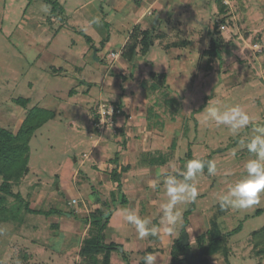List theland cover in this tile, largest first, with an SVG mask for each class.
Instances as JSON below:
<instances>
[{"label": "rangeland", "instance_id": "1", "mask_svg": "<svg viewBox=\"0 0 264 264\" xmlns=\"http://www.w3.org/2000/svg\"><path fill=\"white\" fill-rule=\"evenodd\" d=\"M78 1L0 0V128L17 133L32 107L55 114L31 139L29 174L11 188L31 207L52 210L53 214L28 215L23 209V223H16L21 220L19 214L15 222L0 225V264H74L72 257L65 256L66 243L58 233L60 229H53L52 225L60 219L58 211L70 210L75 202L83 205V200H100L88 191V184L81 177L75 181L81 196L72 181L65 179L77 168H83L84 155L93 149L88 132L95 129L92 117L96 104L116 103L121 96L144 110L138 118L142 140L153 136L151 143L158 144L156 147L163 153L159 159H168L170 173L184 170L189 150L195 159L206 161L210 157L216 162V175L203 172L197 177L199 195L189 215L195 232L201 231L195 227L204 221L214 236L227 237L228 260L219 253L210 261L264 264V256L258 254L259 248L255 246L259 236H254L264 228V195L257 205L243 211L222 210L217 199L230 183L245 174L244 164L251 157L240 140L247 142L252 127L234 137L226 128L204 123L201 113L209 101L221 109L240 105L255 123L264 124V0H229L234 19L222 28L218 22V30L230 42L220 57L212 60L202 52L210 47L215 36L213 28L207 33L215 1L191 0L180 21L171 18L162 24L165 30L161 31L168 38L154 44L149 53H144L142 62L131 67L132 82L120 79L115 85L111 82L112 78L118 79L115 74L109 83H102L104 72L114 67L111 52L120 50L134 22L124 13L116 14L109 0H94L93 5L104 14V21H99L97 30L89 28V23L95 24L92 18L87 19L92 9H78L82 12L78 17L85 18L78 21L73 15L80 7ZM42 6H47L48 11H43ZM105 22L113 26L108 28ZM80 30L87 38L80 36ZM88 39L93 45L87 46L89 51L85 55ZM172 41L180 45L169 50L186 51L181 60H171L162 47V43L169 45ZM183 42L189 43L186 48ZM151 72L157 76L166 73L165 82L159 85L162 79L153 78ZM154 83L159 86L156 90ZM18 99L29 100L26 109L16 103ZM118 127L104 132L113 140L112 131L117 132ZM136 138L141 139L136 135L135 141ZM108 144L111 156L118 144ZM148 146L145 141L140 145L143 149ZM85 162L89 164L91 160ZM2 182L0 177V185ZM154 192L160 194L161 201L166 200L162 179L159 190ZM6 200L10 209L16 210L20 205L12 197ZM190 204L179 206L182 219L176 227L178 234ZM240 226L242 230L233 234ZM263 241L262 238L260 243ZM190 247L198 253L197 244Z\"/></svg>", "mask_w": 264, "mask_h": 264}, {"label": "crops", "instance_id": "2", "mask_svg": "<svg viewBox=\"0 0 264 264\" xmlns=\"http://www.w3.org/2000/svg\"><path fill=\"white\" fill-rule=\"evenodd\" d=\"M93 1L94 0H87L84 3L83 1H78L80 7H77V11L73 13L78 21H83L85 19H80V17H78V15L82 13L81 10L83 12L86 10L85 8L92 9L88 13V20L90 18H98L99 21H104L102 17L104 14L102 15L97 12L93 5ZM214 1L215 11L212 15L213 21L208 26L207 33H210L209 31L213 28L214 22H218L219 18L222 17L217 16L219 12L218 2L217 0ZM109 2H111L110 7H112V10L116 14L124 13L127 19L134 22V26L129 31L128 39L120 45V50L111 52V55L112 53H117L120 60H113L114 63H112V65L114 67L104 72L105 78L103 77L104 80L102 83H109L111 81V75L114 76V74L118 79L112 78V84H117L120 82V79L129 83L132 82L131 78L134 76L131 67L134 65L133 67L135 68V64L142 62L144 58V52L142 51L143 36L141 35L138 36V48L136 49V58L134 62L131 63L123 57L131 40V36L136 31L141 34L147 33L146 36L148 40L152 41V45L147 51L149 53L150 48L154 44L168 38V34L161 31V29H163L162 24L164 26V23L171 18L180 21L179 17L184 13V8L191 4V0H109ZM80 8L81 10L78 12ZM229 9V15H231L229 22H232L234 19V12L231 10V7ZM105 23L108 28L109 25L111 26L108 22ZM92 26L94 29H98L97 23L94 25H92V23L88 24L89 28ZM115 29L117 30V28ZM79 34L83 38H87V35L81 30ZM108 40H110V38H108ZM88 41L84 45L86 46L85 55H88L89 51V49L87 50V46L91 47L93 45L91 39H88ZM224 41L227 43L230 42L227 38H224ZM179 43L178 41H172L169 45L162 43L164 45L162 47L167 50L171 60H181L182 57H184L183 53L186 51L169 50V47L179 48ZM188 44L189 43H184V48H186ZM206 50H204L202 54H204ZM172 51L176 53H172ZM147 52L145 54H147ZM97 61H99V59H97ZM125 70L128 72L126 73L128 76H126ZM120 86L121 89H123V84H120ZM119 101L123 103V107L127 113L125 116L123 115V117L118 119V130H116L117 132H114V130L112 131L113 140L110 139L109 134L100 132L97 129L88 132V138L93 144V149L88 154L84 155L85 160L82 162L83 168H77L72 176L69 173L67 176L68 179H65L68 182L72 181L73 185L76 187V189H74L77 194L79 193L81 196V192L78 190L79 188L75 185V181L81 177L88 184V191H90L91 194L93 192L96 194V197L100 198V200H96L95 198L93 202L91 200L84 201L82 199L83 205L76 204L75 202V207L70 204L71 209L65 210L60 219L56 221V223L60 224L58 227L60 231H58V233L66 243L65 256L72 257L74 264H145V255L151 253L157 258L156 264H172V248L175 242L181 239L180 237L184 230L188 233L190 246L191 244H196V239L206 234L208 230L203 221V223L195 227H200L201 231L195 232L196 229L191 227L189 219L187 227H183L184 223L182 224V229L179 234L177 230H175L174 235L171 236H163L162 238L159 236H148L140 239L135 228L125 222L120 210L128 208L135 210L142 218H149L153 225L159 226L160 216L157 210L160 203L163 201H161L159 197L160 194L157 195L154 190H159V181L161 180L158 177L159 169L166 167V170L169 172L170 168H168L169 161L167 159H159V154L163 153L156 147L158 144H154L156 146H153L151 143V137L153 138V136H149V138H147V136V139L142 140L144 138L142 135L143 132H141L142 125L138 118L140 112L144 110L142 108H137L132 100L126 96H121ZM129 115L130 118H128ZM148 120L149 118L147 117L146 122H148ZM134 132L136 134H133ZM136 135L141 139L136 138L137 140L135 141ZM110 141L118 144L116 153L111 156L108 154L110 150L108 143ZM143 141L149 143L147 149L140 147ZM136 142L137 144L135 145ZM155 143H159V140H156ZM86 160H91V162L86 164ZM113 171L119 174L120 183L114 181L112 177ZM150 181L156 182L157 186L155 188L150 187ZM80 196L78 197L81 198ZM97 211L110 214L109 223L104 231V243L106 246H115L117 248L103 252L98 256V261L96 262H88L81 257V249L84 241L91 236V224L87 222V220H89L92 213ZM56 236L57 234H55V237ZM192 251L197 253L193 248ZM210 258L212 257H209V262L213 264Z\"/></svg>", "mask_w": 264, "mask_h": 264}, {"label": "trees", "instance_id": "3", "mask_svg": "<svg viewBox=\"0 0 264 264\" xmlns=\"http://www.w3.org/2000/svg\"><path fill=\"white\" fill-rule=\"evenodd\" d=\"M219 12L218 15L219 21L222 26H226L230 20L231 15H229V6L223 4L221 0H217ZM217 21L214 22L213 30L215 33L214 38L211 40L210 47L204 52V56H208L212 59L220 57L223 49L227 47L229 42H225L221 32H219V24ZM147 33H139L136 31L132 36L129 42L127 49L125 50L123 57L129 62H134L136 58V49L138 48V36H143L142 41V51L146 53L149 47L152 45V41L148 40ZM134 66V65H133ZM211 69V65L208 66ZM155 79L159 80V85L165 82L167 76L166 74L158 75L154 73H150ZM153 89H158V84H153ZM16 103L23 106L25 109L29 104L28 99H18ZM115 104L118 108L124 111L123 115L125 116V108L123 107V103L118 101ZM55 117L53 112L48 110H43L39 107H32L29 109L27 116L25 117L21 127L19 128L17 133H12L4 128H0V177L3 178V182L0 185V225L5 223H13L18 218L21 217V213L24 209L26 214L32 215H43L50 216L53 214L52 210L46 211L43 209H37L30 206V203L25 201L20 193H13L11 188L15 184L17 185L22 181L24 177L29 174V161H30V142L33 138L35 132L41 128L48 121L52 120ZM175 145H173V148ZM195 159L192 155V151L189 150L187 154V160ZM166 160V159H164ZM168 160V159H167ZM208 160H212L210 157ZM206 160V161H208ZM205 161V162H206ZM203 172H208L207 167L204 168ZM119 174L116 171H113L112 177L114 181L120 183ZM7 197H12L16 201L19 202L18 208L14 210L10 209L7 206ZM24 207V208H23ZM194 202L190 204L188 211H186L184 215V227H187L189 222V215L194 210ZM17 213V214H14ZM60 217L62 213L59 212ZM20 214V217H19ZM17 218V219H16ZM110 214H105L102 211H97L92 213L91 217L87 222L91 224V236L84 241L83 247L81 249V257L88 262H96L98 261V256L101 255L105 251H111L116 249L115 246H106L104 243V231L109 223ZM19 225L23 223L22 217L18 222ZM59 223H55L52 225L53 229H58ZM242 230V226H240L234 233H239ZM254 236H259L258 241L255 246L256 249L259 248L258 254L264 256V241L260 243L262 238L264 239V228L256 233ZM227 237L225 235L214 236L211 232H207L199 236L196 239V244L199 246L198 253H202V263L210 264L209 257H213L219 253H222L226 260H228L229 254L228 250L225 249L227 244ZM262 244V246H261ZM186 249L180 245V239H178L173 248H172V264H188L184 259ZM198 253H194V256H197Z\"/></svg>", "mask_w": 264, "mask_h": 264}, {"label": "clouds", "instance_id": "4", "mask_svg": "<svg viewBox=\"0 0 264 264\" xmlns=\"http://www.w3.org/2000/svg\"><path fill=\"white\" fill-rule=\"evenodd\" d=\"M42 10L47 12V6H42ZM92 22L98 24L99 19L94 18ZM256 47L259 48L260 45H256ZM201 113L204 123L215 125L217 128H226L234 137L239 136L249 126L252 127V134L247 142L243 139L240 140V143L246 146L251 157L244 164L245 174L236 182L230 183L227 190L219 194L217 199L222 210L243 211L257 205L261 196L264 195V124L255 123L254 118L240 105L221 109L209 101ZM111 114L112 111L109 110L107 115L111 116ZM100 123L105 124L103 114ZM205 167H207L208 175H216L217 165L214 160L206 162L200 159L188 160L184 170L178 174L168 172L166 167L159 169L158 177L162 179L163 193L166 197L157 210L160 216L159 226L153 225L149 218H142L135 210L128 208L120 210L123 219L135 228L140 239L148 236L162 238L174 235L176 227L182 219V211L179 206L197 200L199 189L195 181L199 175L203 174ZM149 186L155 188L157 183L150 181ZM156 259V256L151 253L144 257L145 264H156Z\"/></svg>", "mask_w": 264, "mask_h": 264}, {"label": "built area", "instance_id": "5", "mask_svg": "<svg viewBox=\"0 0 264 264\" xmlns=\"http://www.w3.org/2000/svg\"><path fill=\"white\" fill-rule=\"evenodd\" d=\"M223 4L225 5H230L229 0H221ZM112 58L113 59H118L119 55L117 53H112ZM95 112L93 114V124L95 126V129L99 130L100 132H104L106 129L111 128V127H116L117 128V122L118 119L123 117L124 111L120 108H118L115 104L113 103H108V102H101L97 103L95 107ZM109 110L112 111L111 116L107 115ZM104 115L105 119V124L100 123V118Z\"/></svg>", "mask_w": 264, "mask_h": 264}, {"label": "water", "instance_id": "6", "mask_svg": "<svg viewBox=\"0 0 264 264\" xmlns=\"http://www.w3.org/2000/svg\"><path fill=\"white\" fill-rule=\"evenodd\" d=\"M180 245L186 249L184 259L187 261L188 264H203L202 253H199L197 256H194V252L189 247L190 241L186 230L182 232Z\"/></svg>", "mask_w": 264, "mask_h": 264}]
</instances>
